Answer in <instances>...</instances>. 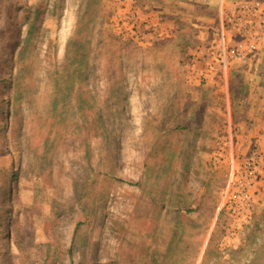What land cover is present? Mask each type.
I'll return each mask as SVG.
<instances>
[{
  "label": "rangeland",
  "instance_id": "1",
  "mask_svg": "<svg viewBox=\"0 0 264 264\" xmlns=\"http://www.w3.org/2000/svg\"><path fill=\"white\" fill-rule=\"evenodd\" d=\"M201 4L0 0V264H264V0Z\"/></svg>",
  "mask_w": 264,
  "mask_h": 264
},
{
  "label": "crops",
  "instance_id": "2",
  "mask_svg": "<svg viewBox=\"0 0 264 264\" xmlns=\"http://www.w3.org/2000/svg\"><path fill=\"white\" fill-rule=\"evenodd\" d=\"M211 1L213 3H211ZM226 1L227 0H195V2H201L204 4V5L201 4L200 6L202 10L204 8V11L208 12L212 9L216 13L215 16L217 15L219 9L218 4L219 5L220 3L224 4ZM215 16H211L208 13L204 14L205 18L215 17ZM259 48H260V53L252 58L251 62L249 63V67L247 69H249L248 70L249 73L252 72V74L257 75L255 79H251L254 82V84H253V88L249 89L250 92H260L262 94L260 96V99L263 100V101L261 100V102H259L258 104L259 110L255 109V113H257L258 115L257 118H255V122L257 123L255 129L264 130V42L261 43V47L259 46ZM242 127H244L243 124Z\"/></svg>",
  "mask_w": 264,
  "mask_h": 264
},
{
  "label": "built area",
  "instance_id": "3",
  "mask_svg": "<svg viewBox=\"0 0 264 264\" xmlns=\"http://www.w3.org/2000/svg\"><path fill=\"white\" fill-rule=\"evenodd\" d=\"M256 159H258V157L254 156L249 161L246 162L247 168H249L252 172H255L258 170Z\"/></svg>",
  "mask_w": 264,
  "mask_h": 264
}]
</instances>
